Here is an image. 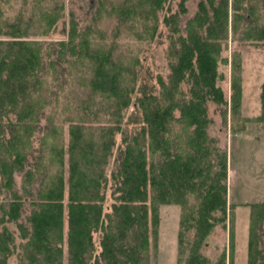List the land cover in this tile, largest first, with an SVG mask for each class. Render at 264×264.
Instances as JSON below:
<instances>
[{"label":"trees","instance_id":"trees-1","mask_svg":"<svg viewBox=\"0 0 264 264\" xmlns=\"http://www.w3.org/2000/svg\"><path fill=\"white\" fill-rule=\"evenodd\" d=\"M7 1L0 0V264L14 255L17 264H150L165 203L181 205L177 264H210L204 242L216 224L230 218L233 226L234 212L227 152L212 146L208 106L218 105L224 122L229 103L240 113L242 54L223 53L230 35L264 46V0H200L184 24L187 0L176 12L169 0H95L86 25L73 10L65 20V0H33L29 14L14 19L4 14ZM104 16L116 21L110 39ZM61 21L67 38H31L49 36ZM164 25L169 74L150 83L140 58L123 60L117 41H155ZM229 63L230 101L220 84ZM260 102L253 120L264 122V82ZM110 182L115 201L106 210ZM250 204L247 264H264V200ZM234 236L233 226L228 264ZM215 264H227L225 251Z\"/></svg>","mask_w":264,"mask_h":264},{"label":"rangeland","instance_id":"rangeland-1","mask_svg":"<svg viewBox=\"0 0 264 264\" xmlns=\"http://www.w3.org/2000/svg\"><path fill=\"white\" fill-rule=\"evenodd\" d=\"M95 0H65L67 5L66 21H68L69 10L75 12L77 19L81 25H86L90 14V2ZM181 0H169L172 11L179 10ZM200 0H187V14L182 16V22L195 14ZM232 1V0H231ZM33 0H8L2 4L4 14L8 19H14L21 11L29 14L32 8ZM163 14V12H162ZM116 21L111 17L104 16L101 19L100 28L106 29L108 39L114 30ZM61 21L56 31H53L49 36L33 34L32 39L44 40H60L67 38V28H64ZM69 26V25H68ZM34 32L37 31L36 27ZM162 33L155 41L138 40L133 35L123 34L117 41L118 46H121L123 60L130 61L132 57H139L142 62L141 78L155 82L157 75L161 74L167 77L169 74V59L168 49L170 41L168 39V31L166 26H162ZM239 49L242 54V85L243 98L240 113L236 116L232 115L229 103L227 122H224V117L220 111V107L214 103H209V116L212 118V123L208 127V133L215 138L216 142H212V146L216 144L221 149L227 152V163L229 168L228 176V203L233 205L229 210L234 212V259L235 264H247L248 257V241H249V226L250 214L252 211V202L264 200V122L253 120L258 116L261 110L260 92L261 85L264 82V46L250 45L248 43L238 44L231 39L228 40V47L224 51V56L231 59L234 49ZM221 70L225 73V80L220 84L225 90L228 100L231 97V78L232 67L221 65ZM188 85L183 84V89L188 90ZM230 101V100H229ZM132 108L129 110V112ZM128 112V113H129ZM249 118L251 120H247ZM61 122V120H58ZM43 125L46 121L42 120ZM64 134V143L69 141L68 124L62 125L60 129ZM118 143L121 142V136L117 135ZM113 158L108 172L110 173L113 167ZM17 185L21 188L23 177L21 174H16ZM109 183L106 194L105 209L110 210L112 203L115 201L113 189ZM192 202V201H191ZM160 211V226L159 238L156 246L151 242L150 246V264H177V246H178V231L181 217V205L174 203H165L159 206ZM229 211V212H230ZM26 214V213H25ZM14 228V224H10ZM233 226L230 218L226 223H218L206 238L202 247V253L209 258L210 264H215L224 251L227 253V264L229 263V254L231 250V230ZM67 229V221H66ZM100 232L94 233V239L97 245V252L101 250L99 246ZM264 249V238L262 241ZM67 255V245H65ZM18 258L14 255L10 258L9 264H17ZM66 264H68L66 260Z\"/></svg>","mask_w":264,"mask_h":264}]
</instances>
